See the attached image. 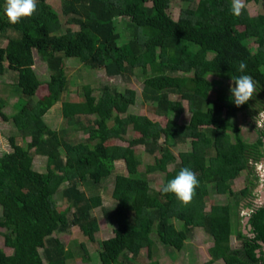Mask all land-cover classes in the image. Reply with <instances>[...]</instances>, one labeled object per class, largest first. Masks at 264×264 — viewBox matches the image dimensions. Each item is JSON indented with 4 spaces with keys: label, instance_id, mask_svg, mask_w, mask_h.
Listing matches in <instances>:
<instances>
[{
    "label": "trees",
    "instance_id": "1",
    "mask_svg": "<svg viewBox=\"0 0 264 264\" xmlns=\"http://www.w3.org/2000/svg\"><path fill=\"white\" fill-rule=\"evenodd\" d=\"M181 1L187 6L174 19L167 13L170 0H61V15L77 27L61 32L59 15L47 0H37V11L17 24L8 21L6 0H0V34L16 33L0 47V75L6 70L16 73L20 95L12 120L22 136L30 137L23 147L14 135L9 136L10 151L0 154V235L10 250L0 247V264H65L71 254L52 234L73 225L93 240L98 225L91 210L102 206L100 189L113 174L115 159L123 160L129 175H139L135 145H143L149 155L160 151V157L145 166V173H163L162 186L183 167L196 173L199 186L185 205L174 194L162 193V186L151 192L148 179L138 177L135 187L124 189L111 209L103 208L116 228L113 237L99 243L101 264H132L153 236L164 247L180 251L195 228L212 238L208 263L264 264V204H255L248 184L238 195L230 187L243 171L253 173L264 158V131L257 130L259 137L248 143L235 123L239 112L264 110V0H243L262 11L256 17L244 8L234 15L233 0ZM116 18L129 34L119 44ZM82 36L88 41L76 56L82 66L107 76H139L142 96L156 115L182 114V107L170 103V94L178 95L188 104V123L167 118L161 124L146 114H113L131 101L127 89L120 92L105 83L97 95L84 85L80 100L61 102L62 118L74 131L85 132L84 138L70 137L63 127L50 128L41 110L32 113L26 107L43 84L33 69V50L51 53L45 58L50 71L45 84L49 96L57 98L66 87L65 50ZM248 42L256 48H248ZM241 61L247 64L243 74L257 81L256 95L240 107L231 101L230 89L211 99L207 74L232 83V76L242 74L238 71ZM87 114L95 116L91 125L79 117ZM0 116L8 120L1 111ZM127 128L140 135L126 137ZM108 138L125 139L128 144L119 153L117 147L105 144ZM187 139L190 150L179 153L177 162L171 147ZM34 153L45 157L44 171L33 168ZM170 164L174 167L168 171ZM211 190L241 197L237 202L250 210L247 233H237L239 249L230 247V205L216 203L205 211ZM56 194L64 201L62 209L55 204ZM38 248H42V263Z\"/></svg>",
    "mask_w": 264,
    "mask_h": 264
},
{
    "label": "rangeland",
    "instance_id": "2",
    "mask_svg": "<svg viewBox=\"0 0 264 264\" xmlns=\"http://www.w3.org/2000/svg\"><path fill=\"white\" fill-rule=\"evenodd\" d=\"M197 1V0H195ZM244 9L250 17H256L262 14V11L254 4H246L241 0ZM58 13L61 21V32L65 28L71 31H76L77 27L74 24L66 21V16L61 15V0H47ZM148 4V3H147ZM146 4V5H147ZM187 6L181 0H170L167 13L172 18H176L180 8ZM241 31L242 29H238ZM114 31L119 34L118 44L125 42L129 39L128 31L124 28V23L121 19L116 18L114 24ZM60 32V33H61ZM16 33L8 31L6 35L0 34V47H5L6 38L15 37ZM88 41L82 36L69 43L68 48L65 50L63 68L65 72L66 87L57 98L50 97L45 82L49 80L50 71L47 67L45 58L51 53L39 54L33 50L34 64L33 69L38 79L43 81L33 97L28 99L26 107L32 112L41 110L43 112L42 118L44 122L52 129L64 128L70 137L80 139L86 136V133L80 130L72 129L61 116V102L63 100L76 101L82 98L83 86L88 85L92 89V94L97 95L99 88L102 84H108L114 87L117 91L122 92L124 89L128 90V97L130 103L125 109H114L113 114L124 116L126 113L146 114L153 120L159 121L164 124L166 119H173L179 124H187L189 120L188 104L186 101L176 94H170V103L176 107H182L183 113L177 114L174 111H169L167 115H156L151 111L150 103L142 96V80L135 74L125 76H107L102 70H91L82 66L76 56L79 49ZM248 48L255 49L256 46L252 42H248ZM6 65L7 63L4 62ZM177 74H185L178 72ZM207 79L212 85V92L210 98L214 99L222 90L230 89L231 82L217 77L211 72L207 74ZM17 76L16 73L6 70L5 73L0 75V111L3 112L8 120H3L0 116V154L3 151H10L9 136L14 135L17 143L26 147L27 142L30 140L29 136H22L16 129V125L12 120V116L18 112L15 107L20 91L16 86ZM257 114L253 110L248 109L239 112L236 115L235 123L240 128L243 139L248 143H253L258 137V129H255V124L251 117ZM83 124H93L95 116L93 114L79 116ZM110 123V121L108 122ZM140 134L130 128L126 129L125 136L128 138L138 137ZM163 139L159 141L162 145ZM106 145L117 147V152H123L128 142L120 138H108L105 141ZM190 150V140L187 139L183 143H179L171 147V151L178 162V154ZM33 152V149L31 150ZM134 151L140 160L138 166L139 175H129L125 169L124 162L121 158L115 159V169L113 174L103 182L100 189L102 206L93 208L91 213L97 218L98 228L94 232L93 240L89 239L75 226H70L65 231H55L52 236L58 237L64 245V248L69 250L71 256L65 261V264H101V250L99 243L103 240L114 236L116 226L110 219L106 218L103 208L111 209L117 202L124 189H133L137 182L138 177H145L149 181L151 192H157L163 184L164 174L161 172L145 173V166L153 163V158L160 157V151H155L152 155L145 150L143 145H135ZM174 164L167 166V170L171 171ZM33 168L38 171L45 170V157L38 153H34ZM70 180L69 182H72ZM251 184H250V183ZM250 186L252 200L257 205L264 204L262 197L264 192V158L255 165L253 173L243 171L236 179L230 183L232 191L238 195L239 191L246 185ZM63 185H61L62 187ZM241 197L237 198L238 200ZM237 199L217 195L214 191H210L205 202V211H208L210 206L216 203L229 204L231 210V231H230V247L232 249H239L242 245L241 241L237 238L239 231H244L246 234V218L250 212L249 208L237 202ZM54 201L58 208L64 207V201L61 200L59 194L54 195ZM1 214V208H0ZM176 222V221H175ZM212 238L206 234L202 228H195L189 234L187 240L184 242L183 248L177 251L173 248L164 247L157 242L153 236L152 243L140 251L138 259L132 260V264H144L149 261H158L161 264H223L222 261H214L208 263L210 259L209 249L212 246ZM0 247L7 253L10 252L9 248L3 244V236L0 235ZM39 261L44 262L42 256V248H38Z\"/></svg>",
    "mask_w": 264,
    "mask_h": 264
},
{
    "label": "clouds",
    "instance_id": "3",
    "mask_svg": "<svg viewBox=\"0 0 264 264\" xmlns=\"http://www.w3.org/2000/svg\"><path fill=\"white\" fill-rule=\"evenodd\" d=\"M243 7L241 0H233L232 13L239 16ZM36 11L37 0H6L5 14L11 24L19 23L22 18L30 17ZM246 68L247 64L241 61L238 71L242 74L231 77L230 99L237 107L248 103L257 93V81L251 75L243 74ZM251 119L255 124V129L264 131V110H259L258 114ZM198 186L199 180L196 173L189 167H183L160 190L165 194H174L180 202L187 205L193 200Z\"/></svg>",
    "mask_w": 264,
    "mask_h": 264
},
{
    "label": "water",
    "instance_id": "4",
    "mask_svg": "<svg viewBox=\"0 0 264 264\" xmlns=\"http://www.w3.org/2000/svg\"><path fill=\"white\" fill-rule=\"evenodd\" d=\"M262 195H263L262 197L264 198V192H263V194H262ZM246 221H248V219H247V218H246Z\"/></svg>",
    "mask_w": 264,
    "mask_h": 264
},
{
    "label": "flooded vegetation",
    "instance_id": "5",
    "mask_svg": "<svg viewBox=\"0 0 264 264\" xmlns=\"http://www.w3.org/2000/svg\"><path fill=\"white\" fill-rule=\"evenodd\" d=\"M263 205V204H262Z\"/></svg>",
    "mask_w": 264,
    "mask_h": 264
}]
</instances>
